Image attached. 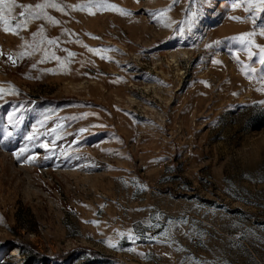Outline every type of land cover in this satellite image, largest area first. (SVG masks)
<instances>
[{"label":"rangeland","instance_id":"rangeland-1","mask_svg":"<svg viewBox=\"0 0 264 264\" xmlns=\"http://www.w3.org/2000/svg\"><path fill=\"white\" fill-rule=\"evenodd\" d=\"M45 2L0 24V264H264V8Z\"/></svg>","mask_w":264,"mask_h":264},{"label":"snow or ice","instance_id":"snow-or-ice-1","mask_svg":"<svg viewBox=\"0 0 264 264\" xmlns=\"http://www.w3.org/2000/svg\"><path fill=\"white\" fill-rule=\"evenodd\" d=\"M256 2L258 3L259 7L264 8V0H256ZM249 3L250 4L253 3V0H249ZM15 4H16V0H0V24L3 25V30L5 32H16L22 25L26 26V20H20L14 27L11 25L10 21L13 19V17L11 16V12H12V9L15 6ZM233 6L235 7L236 5H233ZM19 7L26 10V11H21L19 13L20 17L28 16V17H32V18H38L39 15H40V10H42V9H44L46 7L59 8L61 11H64V9L60 7V5H58L56 3H49V2H47V0L43 4L38 3V4L35 5V9L37 11H32L33 6L29 5V4H21V5H19ZM71 7H76V5H71ZM97 7H101V5H97ZM108 7L111 10H119L121 13H124V12L127 11L125 9H118V6L115 5V4H111ZM91 11H92V9H89L90 13H91ZM160 14H161L160 12L157 13V15H160ZM45 15H47V14L45 13ZM233 18L234 19H240V17H233ZM48 19L53 21V22H57L58 23V21H56L54 17H50L49 16ZM38 34H40V33H37V32L32 33L34 39H33L32 44L30 45V47H32L33 50H35V51H39L40 50L39 48L36 47V40H35V38H36V36ZM262 34H264V33H262ZM246 35H251V34L250 33H248V34L241 33L240 34L241 37L246 36ZM45 39H47V38L43 37L41 35L40 43H43V41ZM55 42H56V38L47 39V43L49 45H52ZM85 47H88V46L85 45ZM89 50L94 52V53H96V54H98V55H102V50L101 49L89 48ZM66 51H68V55L69 56L73 55V53L70 50H66ZM44 53H45V57L44 58H46L47 57V53H48V49L47 48L44 49ZM261 56H262L261 62L264 63V48H261ZM54 58L56 60H58V61L61 59L59 56H55ZM9 59L11 60L13 58L11 56H9ZM46 71H51V70L48 69ZM4 91H5V89L0 88V93H3ZM9 115H11V113ZM81 115H89V113H84V114H81ZM79 131L80 132H84L85 129L81 128ZM29 135H31V134H29ZM23 151H26V149L22 148V149L19 150V152H23ZM13 155L16 156L17 159H20V156H19L18 152L13 153ZM32 160H33V156H31V155L28 156L27 162H31ZM20 162L24 163L26 161L20 159ZM93 222L95 223L96 221H93ZM108 243L111 245V241H108ZM111 246H114V245H111Z\"/></svg>","mask_w":264,"mask_h":264},{"label":"trees","instance_id":"trees-1","mask_svg":"<svg viewBox=\"0 0 264 264\" xmlns=\"http://www.w3.org/2000/svg\"><path fill=\"white\" fill-rule=\"evenodd\" d=\"M21 251L25 254V262H30L33 259L42 257V255L35 250L33 247H29L27 250L24 248V245H20Z\"/></svg>","mask_w":264,"mask_h":264},{"label":"crops","instance_id":"crops-1","mask_svg":"<svg viewBox=\"0 0 264 264\" xmlns=\"http://www.w3.org/2000/svg\"><path fill=\"white\" fill-rule=\"evenodd\" d=\"M2 84V80L0 79V85Z\"/></svg>","mask_w":264,"mask_h":264}]
</instances>
